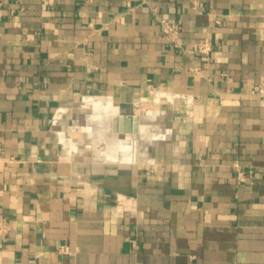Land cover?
Wrapping results in <instances>:
<instances>
[{
    "label": "crops",
    "instance_id": "1",
    "mask_svg": "<svg viewBox=\"0 0 264 264\" xmlns=\"http://www.w3.org/2000/svg\"><path fill=\"white\" fill-rule=\"evenodd\" d=\"M263 72L264 0H0V264H264Z\"/></svg>",
    "mask_w": 264,
    "mask_h": 264
},
{
    "label": "built area",
    "instance_id": "2",
    "mask_svg": "<svg viewBox=\"0 0 264 264\" xmlns=\"http://www.w3.org/2000/svg\"><path fill=\"white\" fill-rule=\"evenodd\" d=\"M160 30L163 33L164 38L173 42L176 46H178V25L174 22H170L164 18L158 19ZM198 50L203 53H208L210 51V46L207 43H201L198 46ZM252 95L257 96L261 100H264V72L261 73L258 77V81L256 87L250 91ZM235 171L237 180H242L244 174L241 170L238 169V165L235 163ZM7 223L4 218L0 217V236L6 231ZM58 250L62 253H69V248L65 245L58 246Z\"/></svg>",
    "mask_w": 264,
    "mask_h": 264
},
{
    "label": "bare ground",
    "instance_id": "3",
    "mask_svg": "<svg viewBox=\"0 0 264 264\" xmlns=\"http://www.w3.org/2000/svg\"><path fill=\"white\" fill-rule=\"evenodd\" d=\"M89 105L90 107H92L94 110L98 111V113H101L103 110H107L108 108L111 107V103L109 102L110 100H108L107 98V102L105 101H97L94 97V99L92 98H85L84 99ZM103 107V108H102ZM116 108L113 106L112 110H115ZM116 111V110H115ZM101 115V114H99ZM103 121V119H101ZM92 122V121H91ZM91 124V123H90ZM89 124V125H90ZM103 125V124H102ZM99 127V126H98ZM100 128V127H99ZM151 128V127H150ZM90 130V129H89ZM158 131V130H157ZM155 132V131H154ZM160 132V131H159ZM145 134V133H144ZM141 142V141H140ZM155 143V142H154Z\"/></svg>",
    "mask_w": 264,
    "mask_h": 264
},
{
    "label": "water",
    "instance_id": "4",
    "mask_svg": "<svg viewBox=\"0 0 264 264\" xmlns=\"http://www.w3.org/2000/svg\"><path fill=\"white\" fill-rule=\"evenodd\" d=\"M121 120V119H120ZM136 120V116H133V117H127L126 118V123H127V126L126 127H123L122 125L121 126H119V131H122V130H126V131H130V132H132L133 133V136H134V133H135V131H136V126H135V124L133 123V125L130 127V122L131 121H135ZM121 121H123V120H121ZM115 123H116V119H114V126H113V129H114V131H116L117 130V128H116V126H115ZM122 123V122H121Z\"/></svg>",
    "mask_w": 264,
    "mask_h": 264
},
{
    "label": "rangeland",
    "instance_id": "5",
    "mask_svg": "<svg viewBox=\"0 0 264 264\" xmlns=\"http://www.w3.org/2000/svg\"><path fill=\"white\" fill-rule=\"evenodd\" d=\"M103 108V107H102Z\"/></svg>",
    "mask_w": 264,
    "mask_h": 264
}]
</instances>
